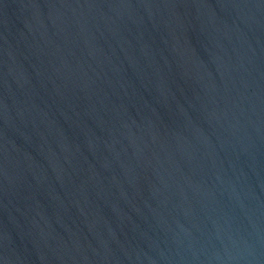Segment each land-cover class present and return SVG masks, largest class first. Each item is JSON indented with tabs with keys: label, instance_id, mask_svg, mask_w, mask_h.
Listing matches in <instances>:
<instances>
[{
	"label": "water",
	"instance_id": "1",
	"mask_svg": "<svg viewBox=\"0 0 264 264\" xmlns=\"http://www.w3.org/2000/svg\"><path fill=\"white\" fill-rule=\"evenodd\" d=\"M0 264H264V0H0Z\"/></svg>",
	"mask_w": 264,
	"mask_h": 264
}]
</instances>
